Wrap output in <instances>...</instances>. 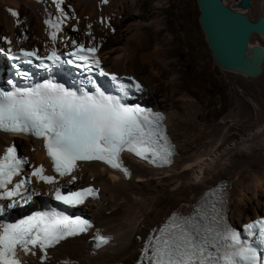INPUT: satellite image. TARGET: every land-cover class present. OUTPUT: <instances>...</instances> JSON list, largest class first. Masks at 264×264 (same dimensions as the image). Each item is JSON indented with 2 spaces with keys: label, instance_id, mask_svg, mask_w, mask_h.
<instances>
[{
  "label": "snow or ice",
  "instance_id": "obj_1",
  "mask_svg": "<svg viewBox=\"0 0 264 264\" xmlns=\"http://www.w3.org/2000/svg\"><path fill=\"white\" fill-rule=\"evenodd\" d=\"M9 11L14 17L18 15L14 10ZM44 23L51 29L49 39L54 41L60 23L53 20ZM95 52V47L85 49L79 45L68 55L80 62L76 67L83 71L91 73L94 66L99 76L111 82L112 91L98 86L89 75L87 86L77 89L49 80L0 92V131L42 140L52 171L59 177H68V184L76 179L78 162H102L127 177L129 172L121 160L123 152L154 166L171 164L174 153L161 123L162 116L136 103L125 102L130 90L139 92L141 85L131 76L121 78L103 71L95 59ZM89 54H93L91 58ZM21 55L30 64L35 52L21 50ZM37 59L43 67L50 68L43 61L56 64L61 57L53 50L46 58ZM27 75L23 73L25 78ZM125 79L130 83H124ZM26 163V158L19 157L13 146L0 154V264H22L17 259V251L27 255L35 254V249L39 250V258L44 262L48 249L66 238L87 233L93 227L88 219L68 215L56 208L35 211L15 220L4 219L18 205L41 194L28 190L32 177L37 183L52 185V199L66 207L81 205L86 198L96 195L91 187L62 191L56 178L44 174L40 165L24 176L22 170ZM14 177L19 179L14 182ZM224 202L223 188L218 185L191 215L172 213L158 230L148 235L136 264H264V218L244 225L247 236L254 238L255 243L241 239L225 222ZM93 239L96 248L109 241L99 231Z\"/></svg>",
  "mask_w": 264,
  "mask_h": 264
},
{
  "label": "bare ground",
  "instance_id": "obj_2",
  "mask_svg": "<svg viewBox=\"0 0 264 264\" xmlns=\"http://www.w3.org/2000/svg\"><path fill=\"white\" fill-rule=\"evenodd\" d=\"M67 1L75 5L78 11L76 17L85 11L82 9L85 7L91 16L100 20L98 22L101 25L115 15V18L111 20L117 25V38L109 35L107 44L103 43L105 49L106 45L114 44L110 53L124 52L122 58L128 61L132 57H138L151 66L157 65L158 70L155 72L163 82L165 92L161 95L158 89L151 88L148 91L151 93L149 101L156 108L163 109L167 113L165 122L170 134L169 124L174 126V123L167 111L173 108L177 110L180 107L183 108L181 110L184 113L183 119L186 125L194 123L192 115L199 108H195L188 95L182 91L178 82V71L174 67L175 57L180 49L179 43L190 42V33L184 32L182 35L178 33L182 26L187 25L185 10L180 4L181 0H106V2L99 0L100 10L90 0ZM224 1L231 5L236 0ZM0 4H5L8 10L13 9L17 12L15 21L22 14H28V17L33 19L42 16L44 20L50 13L55 16L51 8L36 4L32 0H0ZM248 8L242 11L250 19H254L257 14L264 15V0H251ZM125 24H132L134 32L129 34L127 26L120 33L121 27ZM42 29L45 35L44 24ZM61 29L63 33L70 34L69 31H64V27ZM101 31L100 29L99 33ZM19 32L22 39L27 34L24 27ZM73 34L71 36H74ZM159 35L162 36L161 39L158 38ZM27 36L38 42L41 29L37 30L34 27L33 30H29ZM252 37L255 39L252 40ZM129 40L132 41L130 45ZM262 42L264 43V35L252 34L251 44L258 43L264 46ZM53 43L55 42L52 41ZM64 43L61 41L60 44ZM46 48L47 46H42L41 50L45 51ZM164 48L167 51H164ZM99 53L104 63L100 50ZM118 73L129 72L122 70ZM263 74L264 71L260 76ZM138 78L146 88L145 81L141 77ZM234 103L235 107L230 111L212 120L209 125V139L201 142L199 147L190 146L187 150L180 145L177 137L174 138L171 134L178 153L173 164L168 168L151 169L141 162L131 160L132 175L125 179L96 162L78 163L74 183L77 185L94 183L100 186L99 199L87 204L89 216L103 233L113 234V244L91 255L89 244L85 241L86 236L82 235L60 243L55 249L54 258L48 263H38L28 258L27 264H56L55 260L62 258L76 259L77 264H114L113 262L118 260L123 264H132L136 258L137 249L141 245L137 236L142 239L151 225L160 223L163 217L173 209L188 208L203 189L215 184L218 180L228 185L230 218L233 222L241 223L264 214V190L257 193L263 183L261 180H264V120L260 121L256 128L239 134L244 123L242 120L244 113L237 98ZM185 104H188V108H184ZM245 115L248 119L256 120L258 115L256 105H249ZM201 117L205 122L208 119L206 112L203 111ZM12 139L18 143L20 151L28 155L34 167L40 165L45 170L44 174L50 175L38 141L19 136L14 138L12 135L0 133V151ZM226 173L229 175H224ZM44 185L42 181L38 184L40 187ZM261 207L263 212L260 213Z\"/></svg>",
  "mask_w": 264,
  "mask_h": 264
},
{
  "label": "rangeland",
  "instance_id": "obj_3",
  "mask_svg": "<svg viewBox=\"0 0 264 264\" xmlns=\"http://www.w3.org/2000/svg\"><path fill=\"white\" fill-rule=\"evenodd\" d=\"M90 1H93L96 4V8L100 10L98 4L100 2L99 0ZM180 4L185 10L187 25L182 26V28L178 30V33L180 35H182L184 32H187L188 34L190 33V42L179 43L180 49L176 54L174 67L178 71L179 86H181L182 91L188 95L189 99H191L192 105H194L195 108H199V110L195 111L192 115L194 118V123L190 125H186V122L183 119L184 113H182L181 110L183 108L180 107V105V108L178 110L173 108L171 109L172 111H166L169 113V117L171 121L173 120L172 122L174 123V126H171L169 124L171 134L174 138L177 137L180 145L188 150V148L190 149V146H193L192 148H194L195 146L199 147L201 142L209 139V125H211L212 120L220 115L225 114L227 111H230L231 108L235 107V98L240 101V107H242L241 109L244 113V115L242 116V120L244 121V123L242 129L239 131V134H242V132H248L251 129L256 128V126L260 124V121L264 120V74L258 78L249 79L240 74L226 72L219 68L215 64L209 52L205 36L199 25V10L196 4V0H181ZM4 5L0 4V41L3 42L6 37H11L12 40L14 38H17V40L22 39L19 31L22 27H24V31L27 34L25 38L23 37L22 41H25L27 39L25 41L26 46L37 49H41L42 46H47V48L51 46L53 40L50 41L48 38V32L51 29L47 25H45V20L42 18V16L41 18L39 16V18L34 17L33 19L29 18L28 14H22L18 18V20L16 19L15 21V17L10 14V11L7 10ZM72 5L74 6L75 12L77 13L78 11L75 5ZM82 9L85 11L81 12L79 17L75 16V19L71 22L72 27L73 24H76L75 27L79 28V30L76 31L73 34L74 36L72 37H95V39L101 43L100 52L102 54V58L104 59L106 67L114 69L117 72L123 70L125 72L133 73L136 76L141 77L145 81L147 92L151 88H153L158 89L159 93L162 95L165 90L163 89V82H161L155 72L158 70L156 64L151 66L147 62L140 60L138 57H132V59L128 61L126 58H122L124 52H121V54H119L120 52H116L118 54L114 52L110 53L114 44H106L109 41V35H114L113 37L115 39L117 38L118 28L117 25L113 23V20H111L115 18V15L114 17L110 18L107 23L101 25V23L98 22L99 19L91 16V14L87 12L88 10L85 7H83ZM246 13H248V11ZM48 17H51L56 21L58 20V18L56 16H53L51 13L48 14ZM257 17L258 14L254 19H256ZM6 22H8V24ZM43 24L46 27L45 35L43 31L44 28L42 29ZM34 27L37 30L41 29V36L38 42H36L35 40H31L27 36L29 30H33ZM61 27L65 28L64 31H69L70 34L68 35H72L73 32L70 31V25H63ZM124 27H127L129 29V34L134 32V26L132 24H125V26L123 25L121 27L120 33H122ZM100 29L102 30L101 33H99ZM12 32L14 33L12 34ZM62 35H65V33H63L62 29H60V31L56 33V39L54 40V42L61 43L62 40H59L58 37ZM158 38L161 39L162 36L159 35ZM254 39L255 38L252 37V40ZM256 40L258 39L256 38ZM130 42L132 41H128L129 45L131 44ZM103 43H106V49L105 46H103ZM165 48L164 51H167L168 48ZM150 95L151 93H148V100L149 98H151ZM251 104L256 105L258 110L256 120L252 118H250V120L248 119V116L246 117L245 115L248 106ZM184 106V108H188V104H185ZM200 108L202 110H200ZM202 111L206 112L207 114L208 119L206 122L201 117ZM224 175L229 174L226 173ZM261 181L263 183H261L262 185H260L257 193H260L264 190V180ZM259 212H263V207L260 208ZM118 261L113 263L123 264L122 261Z\"/></svg>",
  "mask_w": 264,
  "mask_h": 264
},
{
  "label": "water",
  "instance_id": "obj_4",
  "mask_svg": "<svg viewBox=\"0 0 264 264\" xmlns=\"http://www.w3.org/2000/svg\"><path fill=\"white\" fill-rule=\"evenodd\" d=\"M251 0H196L199 25L215 64L223 71L255 78L264 71V46L250 43L253 33L264 35V15L250 19L242 10Z\"/></svg>",
  "mask_w": 264,
  "mask_h": 264
}]
</instances>
